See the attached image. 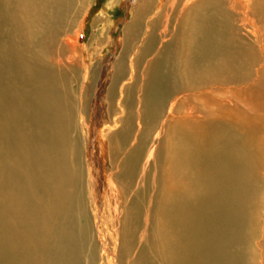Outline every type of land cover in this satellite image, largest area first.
Here are the masks:
<instances>
[{"label":"bare ground","instance_id":"bare-ground-1","mask_svg":"<svg viewBox=\"0 0 264 264\" xmlns=\"http://www.w3.org/2000/svg\"><path fill=\"white\" fill-rule=\"evenodd\" d=\"M97 1L0 0V264H264V0Z\"/></svg>","mask_w":264,"mask_h":264},{"label":"rangeland","instance_id":"rangeland-1","mask_svg":"<svg viewBox=\"0 0 264 264\" xmlns=\"http://www.w3.org/2000/svg\"><path fill=\"white\" fill-rule=\"evenodd\" d=\"M108 1L109 0H98L97 5L93 7L91 13L84 22L86 25L84 30L85 37H81L79 43L81 45L85 44V46L88 48L90 53H88L86 59L90 60L91 63H95L98 58L97 55L115 56L118 54L120 51L118 41L122 35V28L127 19H129L128 10L126 8L120 9L117 6V10H113L114 14L113 12L111 15L108 12H103L106 16L110 15L109 18L103 17L99 21L96 20L99 18L98 12L102 11L104 4H106ZM98 38L102 39L100 43H98ZM260 103V101L256 100L247 104L242 112L247 117V119L255 117V114H261L264 120V114H262L264 112L261 113V110L258 109L262 105Z\"/></svg>","mask_w":264,"mask_h":264}]
</instances>
